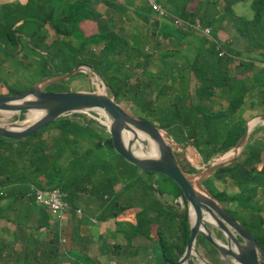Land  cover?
I'll return each mask as SVG.
<instances>
[{
  "label": "trees",
  "instance_id": "trees-1",
  "mask_svg": "<svg viewBox=\"0 0 264 264\" xmlns=\"http://www.w3.org/2000/svg\"><path fill=\"white\" fill-rule=\"evenodd\" d=\"M190 1L183 0L180 5L170 2L171 9L166 10L185 21L196 23L199 20L203 25L211 26L213 38L231 55L258 56L257 59L252 57L250 61L240 58L238 71L248 77L238 80L230 75L229 67L234 60L220 57L214 40L202 38L195 60L189 66L199 85L196 95L212 102L217 92L221 96L226 95L229 106L224 111H208L193 100L189 106L186 105L191 97L183 76L181 80L173 79L165 86L161 85L162 80L161 84L158 82L161 78L156 75L148 78L147 72L155 61V53H160L159 49L165 46L163 59L177 56L192 30L177 28L172 16L159 18L147 5L134 6L131 0H28L24 7L17 6L16 10L0 19V51L6 58L15 53L27 58L23 54L22 43V37H27L31 52L37 51L44 61L43 70L48 67L47 71L51 73L47 79L69 73L81 65L94 68L104 78L118 104L123 98L131 108L141 110L152 121L144 120L166 130L187 152L190 148L199 151L201 161L208 164L215 157H221L234 149L243 136L247 120L243 117L242 106L246 97L254 92L260 93V105L264 108V63L256 62H264V0H254L252 19L235 13L234 6L243 0H218L223 5V12L218 17H207L201 13V8L188 10ZM100 6L104 7L102 12ZM101 19L113 22L117 28L110 31L101 29ZM224 21H229L236 31L234 43L222 42L217 38V24L221 25ZM134 23L142 24V37L146 38L147 44L152 42V53L144 54L140 49L143 38L141 40L138 36L128 34L129 30L133 31ZM29 24L37 27L32 33L18 29ZM41 29L45 31L40 34ZM35 38L36 45L32 47ZM97 46L100 47V54L95 56L93 53L92 58L86 57V53ZM52 59L55 63L51 69L49 60ZM80 74L83 73L73 77ZM0 88V94L3 95L19 94L13 93L6 85H0ZM54 89H61L60 84L50 85L45 91ZM168 90L176 97L171 100L170 106L162 109L157 106L153 95L157 92L159 96L164 95ZM255 104L257 102H253V106ZM93 115L98 116L96 113ZM103 129L106 127L97 120L74 113L47 124L26 139L0 138V220L12 222L9 214L3 213H9L14 203L32 198L33 187L61 189L67 194L66 200L73 214L84 211L81 205L85 198L98 197L108 202L106 205L104 203L105 207L97 220L104 222L113 219L117 233L123 235L125 240L124 244H107L104 241L105 244L102 243L100 247L102 255L111 259L119 256L134 258L140 253L141 246H134L135 240L139 239L143 244V240H147V243L159 245L161 252L155 264L177 263L190 240L189 208L182 189L172 179L161 174L172 183L170 194L174 199L171 203L154 199L150 205L142 207L122 204V194L132 185L139 184L141 176L137 175L141 169L117 153L111 135L108 133L106 136ZM246 146L238 159L234 160L239 155L226 161L229 163L234 160L216 170L203 184L235 219L252 232L264 248V142ZM112 150L122 160V165L112 160ZM179 161L185 172H198L190 163ZM133 169L136 170V176ZM144 172L150 176L156 174ZM216 182L225 185L233 183L238 192L219 190ZM180 197H183L184 209L175 203ZM31 200L35 201L34 198ZM51 216L49 210L40 209L37 229L30 234L35 240L34 256L31 259L27 251L23 252V257L19 254L21 264H40L41 259L60 264L63 263L60 257L67 254L70 256L69 261L66 260L68 264H104L98 258H91L82 249L80 252L75 251V246L71 245H76V239L73 236L63 238L64 228L60 232L53 230ZM43 230L51 234L45 247L41 246L40 238H37L39 231ZM86 239L82 238L84 241ZM198 243L208 244L217 253L204 237L199 236Z\"/></svg>",
  "mask_w": 264,
  "mask_h": 264
},
{
  "label": "rangeland",
  "instance_id": "rangeland-1",
  "mask_svg": "<svg viewBox=\"0 0 264 264\" xmlns=\"http://www.w3.org/2000/svg\"><path fill=\"white\" fill-rule=\"evenodd\" d=\"M4 1L6 2V4L7 3L12 4L14 2L15 5L13 8H15L19 5L25 6V4L23 3L26 0H4ZM131 1L134 2V6L147 5L146 2H144V0H131ZM159 1L162 3L165 2V0H159ZM201 1H202V4L200 6H201L202 14L206 15L207 17H210V16L218 17L220 14H222L223 5L222 3H219L218 0H201ZM171 2L179 3L180 1L172 0ZM253 2L254 0H243L237 3L234 6L235 13L247 19H252L254 17V11L252 9ZM191 8L192 9L194 8V4H192ZM167 9L170 10L171 8L167 6ZM0 19L2 20L3 18L0 16ZM106 23L107 25L114 24L111 21H107ZM129 25H132V24H129ZM102 26L103 27H100L101 29L109 28V26L105 27L104 24H102ZM134 26L135 27H133V31L129 30L128 34L138 36L140 37L139 39L142 40L143 38L142 37L143 29L141 28L142 24L136 25V23H134ZM217 27L219 28V30L222 31L221 34L223 35V37L228 36L230 39H233V37H234V40L236 39L235 29L233 31V26L229 21H224L221 23V25L217 24ZM35 28L37 29L36 25L29 24L28 26L20 27L18 29L22 32L24 31L27 33H32V31ZM44 31H45L44 29H41L39 33L40 34L44 33ZM142 42L143 43L139 44V47L140 49L145 50L146 49L145 47L147 46L146 38H143ZM22 43L24 46L23 54L24 55L26 54L27 58H24L22 54L20 53H15V55H10V57L6 58L4 57V55L3 56L1 55V51H0V85H6L9 89L11 88L13 93H20V92L22 93L39 83L42 85H45L49 81L56 80V77L52 79H47L49 78L51 73L47 71L48 67L45 71L43 70L44 64L42 63L43 60L40 54L37 51L31 52L29 48V44H28L30 43L29 39L27 37H22ZM35 45H36V38L32 40L31 46L34 47ZM93 53L95 56L99 55L100 47L99 46L93 47L90 52L86 53V57L92 58ZM245 55L247 54L245 53ZM252 57L254 59H257L258 56L252 55ZM114 59H117V57L116 58L114 57ZM49 61H50L51 69H52V67H54L55 61L54 59L49 60ZM82 73L83 74L72 77L69 80H65V81L58 83V85L60 84V87L62 90L54 89L51 92H62V91L63 92L64 91L65 92H69V91L98 92L100 91L99 88L96 86L95 81L97 79L101 81V79L98 78V76H96L91 70H88L87 73H84V72ZM133 73L134 72H132V74ZM62 75L64 74L61 73L60 76ZM101 85H103V83ZM47 88L48 87H46L45 90ZM1 91L2 89L0 88V92ZM108 93L112 95L109 89H108ZM119 101H120L121 107L127 112H129L130 114L136 117L142 118V119H148L149 121H152L141 110L137 108H131V105H129V103L125 101L123 98H120ZM259 104H260V100L257 102V106ZM248 108L250 107L248 106ZM257 111L258 112H256L255 114H251L249 116V119H247V123L248 122L250 123L249 128H251L252 130L250 131V136L245 142V145L254 144L253 140H255L256 138L261 139V140H258L257 142L259 141L264 142V122L261 121L260 119L261 118L260 116L264 115V108L258 109ZM94 113L96 112L91 111V112L81 113V114L87 116L88 118L95 119L94 117L91 116V114L93 115ZM29 114L30 113H26L24 115H22L21 113H0V124L8 125V124H12L15 122H22V121H25L26 123H28L27 120L29 119V116H28ZM103 130L107 136L108 134L107 128ZM165 135H167V137L174 144L175 151L177 154H179L178 156L179 160H182L185 163H190L191 165H193L194 167L198 169V172L192 173L195 179H204V180L209 179L213 173H210V174L207 173V175L203 177V172H205L211 166L212 163L220 164L221 162H219V160L224 156L223 155L221 157H215L210 162L211 164L210 163L205 164L201 161L202 156L199 153V151H197L196 149L190 148L189 151L187 152L186 150H183L182 148H180L175 142H173L172 136H170L168 133L167 134L165 133ZM246 147L247 146H245V149ZM240 156L241 154L234 160L238 159ZM110 157L113 158L112 160L115 162V164H118V165L123 164L122 160L118 157V155L113 150L111 151ZM126 166H128V164H126ZM133 170L135 173L134 175L136 176L137 174L136 170L135 169ZM137 176H141V180L139 184L136 183V185L134 186L132 185V187L129 190H127L124 194H122V202H121L122 204L142 207L143 205L145 206H147L148 204L150 205V203L154 201V199L156 200L163 199L169 203H171V201L174 199V196L170 194L172 183L169 180L165 179L161 174L156 173L150 176L146 172L138 170ZM129 180L130 179L126 181H129ZM216 183H217L218 188L219 187L222 189L226 188L229 191L233 190V191L238 192L237 187L233 183H229L228 185H225L223 183H218V182ZM156 188H159L158 191L155 190ZM30 197L33 198V196H30ZM32 198H27V199H24L23 201L14 203L12 205V208H10L9 213L8 212L5 213V215H7L8 213L9 216L14 221V222L12 221L14 224L12 223L11 228L6 225L7 221H3V220L0 221V222H3V223H0V238L5 237L12 241L10 242L11 244L9 243L7 239H5L6 240L5 242L0 241V244H1L0 264H21V262H19L20 259L18 258V255L20 254L23 257V252L25 251H27L30 254L31 259L34 256V253L36 250L35 244H34L35 240L33 236H31L30 234L35 233V229H37V223H36V218L32 215L33 212H31L33 203L36 204L35 201L31 200ZM104 202L105 201L99 199L98 197H92L91 199L85 198L81 205V207H83L84 213L83 212L80 213L81 219L79 218V220H81L83 225L81 224L75 225L74 229L72 226H68V225L59 227L60 222L54 216H51L52 228L54 227L53 230L60 232L61 229L64 228L63 238H65V236L66 237L73 236L76 239V245L73 244L71 246H75L76 248L75 251L77 252L81 249L83 251L92 250L93 252H96L95 250L99 248L98 246L99 242L94 245H90L89 242H86L87 241L86 238L93 236V239L97 240L100 237V236L98 237V234H99L98 232H100V230H105L107 232L105 235H103V239L105 240V243L109 244L110 241L112 240L114 241V243L124 244L125 243L124 237L123 235L117 233L116 231L117 226L115 225V222L113 221V219H109L108 221H104V222L97 220V217L99 216L100 213H102L103 208L105 207L108 201H106L105 205L102 206ZM100 206L103 208L101 209ZM180 206L181 207L179 208L181 209L185 208L184 204L183 205L180 204ZM39 207L44 208L42 206H39ZM17 212H19V214ZM70 213L73 214V212H70ZM78 213L79 212H75L74 215H77ZM93 218L97 220V222L95 223L92 222ZM46 232L47 231L45 230L37 235V238H41L40 239L41 246H44V247H45V244L48 242V240L51 238V234L46 233ZM37 233L38 232H36V234ZM216 234L218 233L216 232ZM82 238H85L86 241L82 240ZM219 239L224 241L222 238H219ZM143 242L144 244H146L148 241L143 240ZM66 243H69V241ZM144 244L139 239H136L134 242V246H138V245L141 246L140 256H143L141 257V259H138V257L131 258L127 256L126 258H123L119 256V257H115L114 259L106 258L107 259L106 264H147V263L155 264L157 263L156 262V260L158 259L157 257L160 256V252H161L159 249V245L154 242L153 243L149 242L147 243L146 246ZM61 246H63V244H61ZM201 252L204 257H206L209 261H211L208 253H205V251L203 250ZM60 258H61V261L63 262L61 264H66V263L68 264V262L66 261L67 260L66 258H63V257H60ZM40 264H53V263H50L47 260L41 259ZM220 264H227V263L221 260Z\"/></svg>",
  "mask_w": 264,
  "mask_h": 264
},
{
  "label": "water",
  "instance_id": "water-1",
  "mask_svg": "<svg viewBox=\"0 0 264 264\" xmlns=\"http://www.w3.org/2000/svg\"><path fill=\"white\" fill-rule=\"evenodd\" d=\"M88 70L93 71L109 89L99 72L90 66L81 65L45 85L39 83L19 94H0V113L25 112L26 114L32 111L42 113V116L32 123L22 121L8 125L0 124V138L26 139L42 130L47 124L65 116L95 111L98 116L92 114L91 116L106 126L119 155L141 170L159 173L172 179L182 189L189 208L190 240L185 253L174 264H214L201 254L198 245L199 236L204 237L227 264H264V248L252 232L242 222L235 219L227 208L208 191L203 184L204 179H195L192 174L183 170L174 144L165 135L168 133L166 130L130 114L117 103L115 96L108 92L45 91V88L50 85L69 80L80 72L87 73ZM260 117L264 122V115ZM108 119L111 122L110 125L106 123ZM249 124V122L246 123L243 136L234 149L245 145L250 133ZM126 133L133 135L128 141H126ZM139 133L147 135L156 143L157 156L142 157L135 153L134 147L138 143ZM173 142H175L174 139ZM176 144L185 150L182 145ZM231 162L210 163L211 166L203 172V177ZM192 211L195 214L193 219ZM215 231L222 233L225 241L220 240Z\"/></svg>",
  "mask_w": 264,
  "mask_h": 264
},
{
  "label": "crops",
  "instance_id": "crops-1",
  "mask_svg": "<svg viewBox=\"0 0 264 264\" xmlns=\"http://www.w3.org/2000/svg\"><path fill=\"white\" fill-rule=\"evenodd\" d=\"M159 1V0H158ZM172 0H165L164 3L160 2L159 3L165 8L167 9V6L168 7H171L169 4ZM178 1V0H177ZM182 1L181 0V4H182ZM12 2V1H11ZM28 0H26L23 4H27ZM145 2V1H144ZM180 2H175L176 4H179L180 5ZM201 2L202 4V1L201 0H191L189 5L187 6L188 10L190 11H194L195 9L197 8H201V6L199 5V3ZM192 4H194V8L192 9ZM15 5V3L13 2L12 4L11 3H7L4 1V0H0V16L1 17H4L6 14H8L9 12H13L14 10H16V7L13 8ZM20 6V5H19ZM20 7H24L23 6H20ZM99 10L100 12H102L104 10V7L100 6L99 7ZM168 10V9H167ZM110 12H112L113 14H115L116 12L113 11V10H110ZM100 14V13H99ZM104 18V17H103ZM107 19H101L99 25L100 27H103L102 24H104L105 27L109 26L108 29H103V30H107V31H110V30H114L117 28L116 24H110V25H107ZM153 27V26H152ZM233 31H234V28H233ZM236 32V31H235ZM222 31L219 30V28L217 27V38L222 41V42H225V41H231L234 43V37L233 39H230L228 36H224L221 34ZM223 37V38H222ZM226 37V38H225ZM202 38H204L202 36V34L200 32H193L190 36H187L183 42V46L180 47V53L175 56V57H166L165 59H163V57L165 56V51H166V48L165 46L162 47V49H159V52L160 53H155V61L152 65V67L149 68V71L147 72L148 74V78L152 77V76H155L156 77H160L161 79L158 80V82L161 84V80H162V84L163 86L165 85H168L172 82L173 79H179L181 80L182 76L185 77V81L186 83H188V87H189V90H190V97L191 99L187 101L186 105L189 106L190 104V101H194V103L196 105H201L204 109L208 110V111H224L228 108L229 106V100L227 98L226 95H220L219 92H217V96L214 97L213 99V102L212 101H208V100H204L202 99L201 97H199L198 95H196V91H197V87L199 86L198 83L196 82L195 78L193 77V74L191 73V71L189 70V66L191 63L194 62L195 60V57H196V54L198 52V49L200 48L201 44H202ZM165 44V43H164ZM182 44V43H181ZM147 46L145 47L146 49L143 50L144 54H147V53H152L153 52V44L152 42L150 44H146ZM166 45V44H165ZM208 47V46H207ZM244 47V46H243ZM133 54V52H132ZM2 55V54H1ZM3 56V55H2ZM23 56V55H22ZM239 57V56H238ZM245 57V58H244ZM244 57H239V58H242L243 60L245 61H250L252 60V57H248V56H244ZM118 59V58H117ZM256 62H259V63H264L263 61H256ZM237 63L235 61H233V63L230 65V75L232 77H236L238 80H245L248 76L245 75V74H242V73H239L238 71V67H237ZM159 75V76H158ZM146 79H147V75H145ZM145 79V80H146ZM136 79L133 80V82H135ZM157 81V80H156ZM250 82V81H249ZM248 82V84H249ZM171 99H170V98ZM176 97V95H174L172 92L170 93V91L168 90L167 92H165L164 95H160L159 96V93H155L153 95V99L156 100L157 102V105L162 108V109H165L167 108L168 106H170L171 104V100ZM260 100V93L258 92H254V94L252 95H248L245 99V103L244 105L242 106V110L244 111V115L243 117L247 120L249 119V116L251 114H255L256 112H258L257 110L258 109H261L263 108L262 105H256L253 106V102H258ZM186 106V107H188ZM248 106L250 108H248ZM261 111V110H260ZM247 123V122H246ZM249 136H250V133H249ZM248 136V137H249ZM261 140V139H259ZM257 142V141H256ZM260 142V141H259ZM219 183V182H218ZM229 184V183H228ZM216 187H217V183H215ZM120 187V186H119ZM118 187V188H119ZM218 188V187H217ZM219 190H223V189H226V188H218ZM229 191V190H228ZM230 193H235L236 191H229ZM105 203V202H104ZM101 205V203H100ZM102 206H104V204H102ZM101 207V206H100ZM103 207H101L102 209ZM31 212L32 215L36 218V223L38 222V218H39V212H40V207L38 205H33L32 208H31ZM71 212V211H70ZM68 213L67 215V220L65 222L64 225H68V226H72L73 229L75 228L74 226L75 225H78V224H81L83 225V223L81 222V220H79V218L81 219V214L78 213V215H74V214H71V213ZM6 213V212H5ZM5 213H3L5 215ZM19 214V212H17ZM8 214V213H7ZM7 221L6 222V225L8 227L11 228V225L13 222H10L6 219H1L0 221ZM95 219L93 218L92 219V222H97L94 221ZM114 221V220H113ZM80 222V223H79ZM115 222V221H114ZM0 223H3V222H0ZM14 224V223H13ZM18 225V224H17ZM23 225V224H22ZM85 225V224H84ZM116 225V224H115ZM20 226V225H19ZM45 231V230H43ZM43 231H40L43 232ZM98 239L95 240L93 239V236L87 238V242H89L90 245H94L96 243L99 242V248H97V250H95L96 252H93L92 250L90 251H85L86 254H88L91 258L95 259V258H98L100 261H102V263L106 264V258H109L108 256L106 255H102L101 254V251H100V247L102 246V243H104V239H103V235H105L107 232L105 230H100V232H98ZM7 238L5 237H2L0 238V241H3L5 242ZM41 239V238H40ZM10 242H12L11 240L7 239ZM114 241H110V243H113ZM14 243V242H13ZM11 244V243H10ZM141 254V251L140 253L138 254V256L134 257V258H137L138 259H141V257L143 256H140ZM145 255V253H144ZM63 258H66L67 261H69L70 259V256L67 254L66 256H62ZM140 257V258H139ZM145 257V256H144ZM61 260V259H60ZM69 263V262H68ZM61 264V263H60ZM149 264V263H147Z\"/></svg>",
  "mask_w": 264,
  "mask_h": 264
},
{
  "label": "built area",
  "instance_id": "built-area-1",
  "mask_svg": "<svg viewBox=\"0 0 264 264\" xmlns=\"http://www.w3.org/2000/svg\"><path fill=\"white\" fill-rule=\"evenodd\" d=\"M144 1L159 18L165 19L172 16L174 25L177 28L191 29L193 32H200L204 38L214 40V42L217 44L216 50L220 57H231L237 64H239L240 58L228 53L223 48V46L213 38V28L211 26H205L199 20H197L196 23H191L177 16H173L159 3L158 0ZM32 196L35 200V203L49 210L61 225L66 222L67 215L70 212V206L66 200L67 194L64 193L61 189H42L33 187ZM175 203L183 205V197L177 198L175 200ZM78 212L81 213V211Z\"/></svg>",
  "mask_w": 264,
  "mask_h": 264
},
{
  "label": "bare ground",
  "instance_id": "bare-ground-1",
  "mask_svg": "<svg viewBox=\"0 0 264 264\" xmlns=\"http://www.w3.org/2000/svg\"><path fill=\"white\" fill-rule=\"evenodd\" d=\"M95 84L99 88L100 92H103V93L108 92V89L105 87V85L104 84L101 85L102 83L99 79H97L95 81ZM28 116H29V119L27 120V122L32 123V122L36 121L38 118H40L42 116V113L38 112V111H32V112H30V114ZM106 123L108 125H110L111 122L108 119L106 121ZM125 137H126V141H128L129 138L133 137V135L131 133H126ZM258 140L259 139L256 138L255 140H253V143H256V141H258ZM245 146L231 150L226 155H224L219 160V162L225 163L226 161L242 154V152L245 149ZM134 151L137 155L142 156V157H150V156H157L158 155V148H157L156 143L153 140H151L147 135L142 134V133H139L138 143L134 147ZM194 216H195V214L192 211V219L194 218Z\"/></svg>",
  "mask_w": 264,
  "mask_h": 264
},
{
  "label": "flooded vegetation",
  "instance_id": "flooded-vegetation-1",
  "mask_svg": "<svg viewBox=\"0 0 264 264\" xmlns=\"http://www.w3.org/2000/svg\"><path fill=\"white\" fill-rule=\"evenodd\" d=\"M217 236L219 238H222L225 241L224 235L220 232H217ZM199 248H200V252L203 250L205 251V253L209 254V257L211 259V262H213L214 264H220V261H224L223 259H221V256L219 254V252L217 251V253H214L211 249V247L208 244L205 243H198ZM202 254V252H201ZM203 255V254H202ZM206 258V257H205Z\"/></svg>",
  "mask_w": 264,
  "mask_h": 264
}]
</instances>
